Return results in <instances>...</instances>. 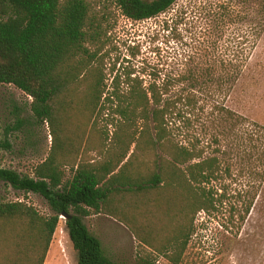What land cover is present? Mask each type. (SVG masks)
Segmentation results:
<instances>
[{"label":"trees","instance_id":"16d2710c","mask_svg":"<svg viewBox=\"0 0 264 264\" xmlns=\"http://www.w3.org/2000/svg\"><path fill=\"white\" fill-rule=\"evenodd\" d=\"M177 1L114 3L127 19L144 21L164 14ZM257 5L256 26L248 24L252 21L250 10L243 14L232 6V1L203 8L197 20L201 19L205 28L197 26L193 17L187 20L196 32L180 61V70L148 75L145 88L143 79L125 74V92H120L121 77L116 75L111 93L102 100L106 84L101 70L91 67L95 54L89 47L99 35V26L89 20L88 0H0V84L13 85L32 98L35 116L50 122L56 143L53 154L35 168L33 178L0 169V181L14 190L40 195L53 212L52 216L42 217L21 202L0 203V244L10 248L4 264H44L63 213L69 216L65 224L78 264H125L106 256L100 240L88 231L83 219L91 211L101 213L113 192L127 193L129 202V194L134 201L138 190L145 189L139 177L127 175L124 170L132 164L134 151L120 168L127 152L116 162L108 160L96 166L80 163L65 182L57 160L59 153L72 158L74 146L71 142L69 150L64 151L66 144L63 147L60 130L54 129L58 122L54 125L51 103L80 78H94L92 96L85 95L82 100L85 108L90 105L101 109L104 102L115 103L124 121H143L148 145L169 157V161L156 164L157 173L148 178L149 185L163 179L175 182L185 192L187 203L191 200L193 209L207 214L217 199L230 195L236 203H242L233 213L237 222L244 223L264 183V126L235 113L225 103L264 31V0H257ZM184 15H175L176 21H185ZM239 22L246 25L234 28ZM190 130L193 133L189 134ZM85 135L86 131L81 137ZM187 135L191 139L185 144L180 138ZM109 175L106 183L119 186L107 196L105 185H100ZM232 184L237 188L228 194ZM162 192L160 197L155 193L152 200L146 199L145 204L167 199L171 205L175 197L166 195L164 188ZM121 205L116 209L125 211L123 217L129 220V203Z\"/></svg>","mask_w":264,"mask_h":264},{"label":"rangeland","instance_id":"374dc122","mask_svg":"<svg viewBox=\"0 0 264 264\" xmlns=\"http://www.w3.org/2000/svg\"><path fill=\"white\" fill-rule=\"evenodd\" d=\"M228 1H232V6L243 14L250 10L252 21L248 24L256 26L257 0H178L164 14L144 21H131L124 17L114 0H88L89 20L99 26V35L89 47L95 54L91 67L101 70L106 84L102 100L111 93V82L116 75L121 77L120 92H125V74L143 79L145 88L148 75L171 74L180 70V61L189 51L196 32L187 20L193 17L197 26L205 28L200 24L201 19L197 20L202 9L215 8ZM177 14L184 15L185 21L178 23L175 19ZM244 25L239 22L234 28ZM93 82L94 78L90 77L77 79L51 103L56 118L54 125L58 122L54 129L60 130L63 147L66 144L64 151L71 142L74 146L72 158L60 153L57 156L63 182L73 177L80 163L96 166L108 160L116 162L127 152L120 168L134 151L130 159L132 164L129 166L128 163L124 170L127 175L139 177L141 184L146 186L144 190L142 187L138 190L136 201L129 194L128 202L125 192H113L109 196V208L105 205L99 214H114L111 218L115 222L93 211L83 219L88 231L100 240L106 256L113 262L125 264H264V183L244 223L237 222L236 213H233L242 203H236L230 195L217 199L214 209L207 214L193 209L191 200L187 203L179 184L163 179L159 184L149 185L148 178L157 173L156 164L169 161V157L148 145L149 139L143 135L145 123L141 120L124 121L117 114L115 103L104 102L101 109L90 105L89 109L85 108L82 100L85 95L92 96L90 87ZM225 105L264 126V31ZM195 130L200 131L199 127ZM85 131L87 135L81 137ZM71 134L80 138L74 139ZM181 138L188 144L191 136ZM205 139L208 140L209 136ZM130 143L133 144L129 149ZM55 145L53 127L50 122L35 116L32 98L13 85L0 84V169L33 178L35 168L53 154ZM163 188L166 195L175 197V207V200L169 205L167 199L145 204L146 199L155 197V193L160 197ZM235 188L237 186L232 184L228 194H233L231 190ZM14 202L33 208L42 217L53 215L40 195L14 190L0 181V203ZM120 202L123 205L129 203V220L123 217L125 211L116 209ZM9 249L0 244V264H4ZM44 264H78L77 253L62 216Z\"/></svg>","mask_w":264,"mask_h":264},{"label":"crops","instance_id":"0c3cea01","mask_svg":"<svg viewBox=\"0 0 264 264\" xmlns=\"http://www.w3.org/2000/svg\"><path fill=\"white\" fill-rule=\"evenodd\" d=\"M92 163H93V161H92ZM107 179H108V177L102 181V184H101L100 186H103V184L105 185L104 190L106 191V194H107V196H108V195H110V193H112V191H114V187L109 186V185L106 183ZM109 206H110V201L108 200V201L106 202V207L109 208ZM98 216H101V217L104 216V218H106V219H111V220H113V219L111 218V216L108 215V213H107L106 215L98 214ZM113 221H114V220H113ZM114 222H115V221H114Z\"/></svg>","mask_w":264,"mask_h":264},{"label":"water","instance_id":"95a60500","mask_svg":"<svg viewBox=\"0 0 264 264\" xmlns=\"http://www.w3.org/2000/svg\"><path fill=\"white\" fill-rule=\"evenodd\" d=\"M61 216H62L65 220L69 218V216L65 215L64 213L61 214Z\"/></svg>","mask_w":264,"mask_h":264}]
</instances>
